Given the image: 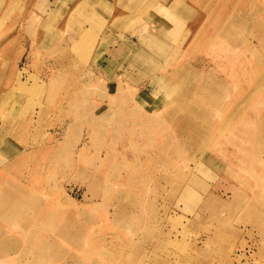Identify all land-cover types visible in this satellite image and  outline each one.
<instances>
[{"label": "rangeland", "instance_id": "374dc122", "mask_svg": "<svg viewBox=\"0 0 264 264\" xmlns=\"http://www.w3.org/2000/svg\"><path fill=\"white\" fill-rule=\"evenodd\" d=\"M0 264H264V0H0Z\"/></svg>", "mask_w": 264, "mask_h": 264}, {"label": "bare ground", "instance_id": "6f19581e", "mask_svg": "<svg viewBox=\"0 0 264 264\" xmlns=\"http://www.w3.org/2000/svg\"><path fill=\"white\" fill-rule=\"evenodd\" d=\"M7 168H8V166H7ZM11 190V189H10ZM3 240V243L5 244V245H7L8 244V240H6V239H2ZM13 246H11L10 248H12Z\"/></svg>", "mask_w": 264, "mask_h": 264}]
</instances>
